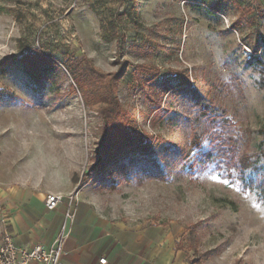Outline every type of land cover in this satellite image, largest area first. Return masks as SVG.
I'll return each mask as SVG.
<instances>
[{"label": "rangeland", "instance_id": "374dc122", "mask_svg": "<svg viewBox=\"0 0 264 264\" xmlns=\"http://www.w3.org/2000/svg\"><path fill=\"white\" fill-rule=\"evenodd\" d=\"M263 48L264 0H0V177L70 176L107 217L171 225L190 263L264 264ZM35 49L55 61L42 82ZM121 60L113 95L150 153L87 174L104 103L75 75Z\"/></svg>", "mask_w": 264, "mask_h": 264}, {"label": "crops", "instance_id": "0c3cea01", "mask_svg": "<svg viewBox=\"0 0 264 264\" xmlns=\"http://www.w3.org/2000/svg\"><path fill=\"white\" fill-rule=\"evenodd\" d=\"M65 183L55 187L25 173H11L5 181L0 177V237L8 230L16 245L48 246L62 230L72 195L74 218L59 264H92L102 256L106 264H193L176 247L178 232L171 225L107 217L72 184L70 176ZM47 193L62 195L53 209L45 205Z\"/></svg>", "mask_w": 264, "mask_h": 264}, {"label": "trees", "instance_id": "16d2710c", "mask_svg": "<svg viewBox=\"0 0 264 264\" xmlns=\"http://www.w3.org/2000/svg\"><path fill=\"white\" fill-rule=\"evenodd\" d=\"M192 1L206 3L208 0ZM11 57L13 56H7L5 58L7 63L12 62ZM20 58L26 73H28L35 81L41 82L48 76L47 67L55 63L50 54H45L40 49L22 52ZM66 67L71 70V67L68 64ZM125 68L126 61L121 60L118 70L106 75L98 74L93 66L86 68L83 75L81 74L82 77L77 78V75L74 73L78 85L83 89L82 92L86 93L91 89H95L98 100L104 103L99 109L104 122L95 148L96 160L90 164L87 174H90L91 172H107L110 174L113 168L114 170L126 171L128 168L126 161L138 160L137 158L139 157H136V153H150L149 145L145 144V141H142V137L136 132L132 123L129 120H123L125 111L113 95L114 82L126 73ZM72 71H74L73 68ZM3 72H5V70H3ZM185 83H189L188 80H183L178 85ZM2 94L3 92L0 91V97ZM84 96L86 97L85 94ZM196 97L199 102L203 100L199 95H196ZM214 150H216L215 153ZM202 153L197 154V160L204 163L213 157H221L224 150L220 147H215L212 148L210 152ZM140 157L145 161L146 159L147 161L152 159L151 157L146 158L144 155ZM148 168L149 166L147 165L142 169L145 171ZM192 263L195 264V262Z\"/></svg>", "mask_w": 264, "mask_h": 264}, {"label": "built area", "instance_id": "2783aa9c", "mask_svg": "<svg viewBox=\"0 0 264 264\" xmlns=\"http://www.w3.org/2000/svg\"><path fill=\"white\" fill-rule=\"evenodd\" d=\"M62 200L59 193H47L45 205L53 209ZM73 196H69L67 208L64 212L62 230L48 246L34 244L30 248L16 245L13 235L8 230H3L0 237V264H59L63 247L70 233V224L74 218ZM105 256L99 257L96 263L106 264Z\"/></svg>", "mask_w": 264, "mask_h": 264}]
</instances>
